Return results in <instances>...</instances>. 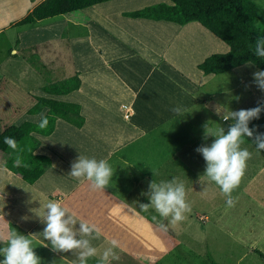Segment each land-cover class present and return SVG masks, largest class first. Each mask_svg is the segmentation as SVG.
Listing matches in <instances>:
<instances>
[{
	"label": "crops",
	"instance_id": "0c3cea01",
	"mask_svg": "<svg viewBox=\"0 0 264 264\" xmlns=\"http://www.w3.org/2000/svg\"><path fill=\"white\" fill-rule=\"evenodd\" d=\"M33 1H35V3L31 5ZM42 1L43 0H0V13H3L5 16L12 15L16 10H13L11 7L16 6L18 8L17 11H19L24 6H27L25 11L16 18V20H21L23 16ZM129 1V5H123L110 10H115V13L112 15L105 13L104 11L106 9L103 8H113L115 3L122 1L111 0L107 1L108 3L104 2L106 5L100 3L91 6L93 7L94 14L99 20L109 26L112 24V28L116 29L118 33L113 35L115 40L110 43V46H115L113 51H118L117 49L119 48L122 50H129L130 52L134 51L138 54L143 52L155 54L158 60L156 68L150 67L149 69L154 72L157 70L159 74L161 73V76H167L171 80H178L177 82H180L183 88L187 86L188 89L186 92L188 97H143L141 99L140 97H92V100L96 101V103H98L97 107L101 108L115 100L116 112L121 115L123 121L119 122L118 126L124 127L117 138L118 140H123L125 136L128 137L132 133H158L159 129L157 126L165 119L170 121L171 117L174 115L171 110L173 101L175 103L183 102L180 106L184 110H181L179 114L181 112L185 114V112H187L186 109L198 105L201 111H199L198 119L196 118V111L194 112V123H196V127L192 125V131L181 125L174 127L171 133L168 134L169 138L166 141L170 147L165 149V143V147H162V149L168 151L169 158L178 161L180 167L184 169L186 174H191L193 182H185L186 197H188L189 194L196 197L200 196L202 193L200 190H203L206 194L217 196L220 194L219 191H221V189L215 182H206L209 180V178L205 176L206 163L202 155L198 153L196 149L201 146L210 145L215 138L214 135L218 127L223 128L225 133H227V128H229V126H227V121L224 119L225 113L228 116V114L233 111L241 109L247 110L257 102L264 104V98H257L251 103L246 99V97H248L247 95L254 93L251 86L255 85L253 73L258 70L251 64L246 63L221 74L204 75L197 69V65L210 54H224L227 52L228 47L226 45L199 24L197 25L200 26L202 30L208 32L214 39L206 37L205 39L202 38L203 42L196 43L194 41L195 33L199 32L200 29L191 25L190 23L192 22L183 26H175L172 25L173 23L165 21H152L139 18L121 19L118 14L121 15L123 12H129L124 9L138 10L151 3L158 4L157 2L170 4L167 0L166 2H161L162 0ZM256 5L260 6L258 4ZM113 17L119 18L117 19L119 22L112 20ZM67 19L69 20V18ZM68 24H71V22H68ZM73 24L74 26H83L76 22ZM98 27L99 30H105L101 25H98ZM60 28L61 26L59 29ZM187 28H190V30H185ZM59 29L57 31H59ZM145 29H148V31ZM149 31L153 34L151 35ZM181 31H184L178 36L181 42H175L174 38ZM24 33L26 32H23L22 35ZM23 37L21 36V38ZM207 38H210V41L207 40ZM76 41L77 38H72L70 40L67 39V45L63 43L59 44L64 49L66 48L65 51H67L68 48L71 47L70 44ZM67 66L68 73H66L64 77H68L53 81L52 83L64 81L76 75L79 80V87L77 89L79 90L82 85L80 80L82 72L76 71L71 75L72 71H70L71 66L69 65V60L67 61ZM244 68H250L252 71L250 72V69L246 70ZM187 70L189 72V78L186 77ZM244 70L250 73L242 77L243 80H246L244 81L245 83L242 84L239 73ZM222 74H230L231 76L233 74L234 79L237 81V86L250 84L248 87L250 92H242L238 100H236L235 97L230 98V100L228 97H222V101H215V97H212L215 95L212 93V90L206 93L207 97H203L205 94L204 86L209 82L208 80L216 81L217 77ZM72 92L60 96H49L42 93L45 97L38 96L37 98H49L62 103L75 104L65 100V96ZM199 92H201L200 95L202 96L199 95L198 97L197 95ZM228 92L229 90L219 89L216 95H227ZM206 100L213 103V105L207 107V104H205ZM227 100H229L231 104H229ZM32 101L34 102V100ZM29 103L31 102L29 101ZM120 108L126 110V112L120 110ZM28 110L29 108L25 109V111L22 112L23 114L18 116V118H31V123H36L42 115L45 114L47 109L42 108L36 115H28L26 113ZM79 115L83 119L80 128H75L61 119H56L53 124V130L48 136H40L35 133L30 134L38 143L34 154L43 155L50 161L49 166L44 169L41 176L32 185L24 183L0 165V195H4V199L0 198V247L7 246L8 234L11 230H15L19 234L25 236L34 235L31 239L33 241L34 251L40 258V264H80V253L84 251V249H74L69 252L58 251L55 250L51 242L45 240L43 236L45 227L43 216L45 210L43 205L47 201L53 200L59 201L63 207L68 209L65 219L72 217L76 220L75 225H70L74 232H76L75 238L88 240L89 245L96 249V254L87 257L85 264H148L146 260L141 261L139 258L133 257L131 255L133 254L132 250H130L131 248L126 244L124 247L121 245V241H124L128 243L129 246L136 245L138 248H148L147 243H143L140 246L138 242L141 237L134 232L133 224L136 212L131 204L132 201L129 200L131 191L127 189H123V191L117 189L114 191L108 187L103 191L94 190L89 181L83 178L76 179L69 175L71 164L79 155L95 158L97 160H105L108 156L117 155V153H121L124 156L126 152L124 149H130L129 145L136 137L133 134L134 137L127 138L120 142L116 140L113 141L114 139L111 141L109 139H104L99 137L97 133L99 128L93 126L86 115L81 114L80 107ZM125 115H127V117H124ZM191 117L193 119L192 115ZM22 121L23 119L19 123ZM175 123L177 124L176 120ZM205 124L208 125V129H205ZM177 134L180 135V138H177ZM96 138H99V140L96 141ZM100 140L103 141L100 142ZM153 146L155 145H150L148 142L146 148L148 150ZM249 146L250 145L245 142L241 145L242 148H247L252 155L246 162L247 167L238 187L230 194H225L221 191L223 198H235L236 203L235 206L229 207L227 206L228 199L222 200L223 203L221 205L219 221H221V217L227 220V216L229 218L233 215L235 217L234 221L238 220V222L241 223V221L244 220L248 223L252 228L249 229L248 235H246L248 239H246L247 245L243 255L246 256V254L253 252V254H257L259 259L262 260V263H264V157ZM190 157L191 161H188ZM194 157L195 159L192 160ZM116 158L120 163H123L122 157ZM115 163L118 165L116 161ZM131 165L132 163H128L127 166ZM133 168L134 167H129L131 170H134ZM151 174V172L143 173L141 178H146L147 181V176ZM126 181L133 182L132 176ZM150 181L154 180L149 179V182ZM46 182H50V184L46 186ZM202 203L205 204L204 202ZM223 207L226 210H222ZM149 208L154 212V208L151 206ZM227 210L228 213H226ZM25 217L27 219H25ZM136 219L137 221L140 220L139 217ZM81 222L88 223L89 227L94 226L95 230L93 233L87 236L80 233L79 225ZM257 226L259 228H256ZM227 227L229 230L233 231L232 233L240 237L242 236L241 230L244 227L243 224H230L227 222ZM143 232L146 236L151 238L153 235L160 243H158V246L163 247L161 244L162 237L160 238L155 234H147L146 228ZM155 239L152 238L154 242ZM113 241L116 242L115 247H113ZM109 248H112L116 256L119 257L118 259H114L111 255L107 260L103 258L104 252ZM151 250H153V248ZM152 257L155 256L152 255ZM237 258H239V256ZM3 259L4 257L0 255V260Z\"/></svg>",
	"mask_w": 264,
	"mask_h": 264
},
{
	"label": "rangeland",
	"instance_id": "374dc122",
	"mask_svg": "<svg viewBox=\"0 0 264 264\" xmlns=\"http://www.w3.org/2000/svg\"><path fill=\"white\" fill-rule=\"evenodd\" d=\"M120 1L123 3L117 2L113 8L104 7L103 9H106L104 12L112 15L115 10H110L129 5L130 2L129 0ZM161 2H166V0ZM254 2L260 5L258 9L263 14L259 15L264 19V0H254ZM33 3L35 1L31 5ZM106 3H103V5H106ZM154 4L151 3L144 7ZM11 8L16 10L12 15L5 16L0 13V130L3 126L10 123L17 124L22 119V122H32L31 118H18L25 109L33 107L34 102L27 97H45L40 90L42 86L67 78L68 76L64 77V75L68 73L67 61L69 60L71 75L76 71L82 72L80 75L82 85L79 90L66 95L65 100L79 105L81 114L86 115L90 123L99 128L97 132L99 137L110 141L114 139L113 141L118 142L136 137L129 145L130 149H124L126 150L124 156L117 153V155H110L105 159L114 170L108 188L114 191L117 189L131 191L129 200L132 201L131 204L136 212L133 224L134 232L141 237L138 242L140 246L147 243L148 250L144 247L138 248L136 245L129 246L124 241H121V245L124 247L126 244L131 248L129 249L132 250L133 254L131 255L133 257L139 258L141 261L146 260L148 264H264L259 256L254 255L253 252L246 254V256L243 255L247 245L246 239H248L246 235H248L249 229L252 228L248 223L244 220L241 223L238 220L234 221L235 217L233 215L229 218L227 216V220L221 217V221H219L222 200L228 199V197L223 198L221 191L217 196L206 194L203 190H200L202 193L197 197L189 194L188 197H185V202L191 207V211L185 212L186 218L175 224L171 222V215L162 217L152 206L154 212L150 208L147 210L141 209V205L150 204L152 192L150 184L152 182L171 181L173 178H176L178 182H183L184 185L193 182L191 174H186L178 161L169 158L168 151L162 149V147H165V143L169 138L168 134L171 133L174 127L181 125L186 129L189 128L190 131H192V125L196 127L194 112L196 111V118L198 119L199 111H201L198 105L186 109L185 114L182 112L179 114L180 111L174 112L173 109L180 108L184 110L180 106L183 102L175 103L173 101L171 110L174 115L170 121L165 119L157 126L158 133H132L128 137L125 136L123 140H118L117 138L124 127L118 126V123L123 121L121 115L116 112L115 100L102 108L97 107L98 103L92 100V97H140V99L143 97H188L186 92L188 87L183 88L181 83L177 82L178 80H171L167 76H161V73L159 74L157 70L155 72L150 70V67L156 68L158 63L153 53L143 52L138 54L134 51L130 52L119 48L118 51H113L115 46H110V43L115 40L113 35L118 33L116 29L112 28V24L109 26L99 20L94 14L93 7L41 20L28 26L15 25L20 20H16V18L25 11L27 6L19 11H17L16 6ZM124 10L133 11L131 9ZM118 15L121 19H129L122 17L120 14ZM117 19L119 18H112V20L119 22ZM68 22H71V24H68ZM74 22L83 26H74ZM192 23L190 24L200 29L199 32L195 33L194 41L196 43L203 42L202 38L205 39L206 37L214 39L208 32L202 30L197 23ZM98 25L104 27L105 30H99ZM58 29L59 31H57ZM145 30L148 31V29ZM185 30H190V28ZM23 32L26 33L22 35ZM182 32L184 31L179 32L174 38L175 42H181L178 36ZM150 34L153 33L150 32ZM21 36L25 37L21 38ZM72 38H77V41L70 44L71 47L65 51L66 48L64 49L60 44L67 45V39ZM210 38H207V40L210 41ZM246 70L239 73L242 84L246 81L242 77L252 71V69H250V72ZM186 77L189 78L188 70ZM208 81L204 86L205 94L203 97H207L206 93L212 90V93L215 94L212 96L215 97V101H222V97H228L229 100L235 97L238 100L242 92H250L248 89L250 84L237 86L233 74L232 76L222 74L217 77L216 81ZM251 86L254 93L247 95L246 99L249 103L257 98H264V92L256 86V83ZM219 89L229 90V92L227 95H216ZM200 94L201 92L197 96L199 97ZM229 100L227 102L231 104ZM205 102L207 107L213 105L207 100ZM120 110L123 109L120 108ZM224 115L227 116L226 113ZM225 121H227V126L234 122L231 118ZM177 136V138H180L179 134ZM97 140L99 138H96ZM102 141L100 140V142ZM147 141L150 145L155 146L147 150ZM169 147L166 143L165 149ZM116 157H122L123 163H120ZM194 159L195 157L192 160ZM189 160L191 161V157ZM128 163H132V165L127 166ZM129 167H134V170L129 169ZM148 172L152 174L147 176L148 180L146 181V178L141 177L143 173ZM131 176L133 182L126 181ZM149 179L154 181L149 182ZM49 184L50 182L45 183L46 186ZM222 210L226 209L223 207ZM226 213H228V210ZM135 217H139L140 220L137 221ZM227 222L230 224H243L242 236L232 233L233 231L227 227ZM145 228L147 234H155L163 238L161 241L163 247L158 246L159 241L153 235L152 238L155 239V242L151 237L145 235L143 232ZM152 255L155 257H152ZM238 256L239 258H237Z\"/></svg>",
	"mask_w": 264,
	"mask_h": 264
},
{
	"label": "trees",
	"instance_id": "16d2710c",
	"mask_svg": "<svg viewBox=\"0 0 264 264\" xmlns=\"http://www.w3.org/2000/svg\"><path fill=\"white\" fill-rule=\"evenodd\" d=\"M111 0H43L32 8L15 25H31L37 21L62 16ZM170 4L158 3L138 10L121 13L122 17L165 21L183 26L196 22L215 38L228 47L224 54H210L198 65L204 75L221 74L243 64H251L255 69L264 71V58L255 55L256 42L264 36V19L259 7L253 0H168ZM251 61V63H249ZM79 80L76 75L57 83H48L41 92L49 96L65 95L77 90ZM34 100L33 107L26 112L36 115L46 108L43 116L48 123L41 128V118L36 123L28 121L19 124L10 123L0 130V165L21 181L32 185L49 166L50 161L43 155L34 154L37 141L30 134L48 136L53 130L56 119H61L75 128H80L83 119L76 104L62 103L49 98L28 97ZM263 103L257 102L249 109ZM234 123V122H233ZM256 127L255 135L264 136V111L258 120L249 122V128ZM5 137L16 141V148L4 143ZM245 143L257 151L253 141L247 137ZM264 157V150L258 152ZM21 158V164L15 160ZM26 165V166H25Z\"/></svg>",
	"mask_w": 264,
	"mask_h": 264
},
{
	"label": "clouds",
	"instance_id": "9594fccd",
	"mask_svg": "<svg viewBox=\"0 0 264 264\" xmlns=\"http://www.w3.org/2000/svg\"><path fill=\"white\" fill-rule=\"evenodd\" d=\"M255 55L264 58V36H261L256 42ZM251 63V61H249ZM253 79L256 86L264 92V71L253 73ZM174 112L181 111L180 108L173 109ZM264 111V104L258 105L252 109H241L233 111L225 116L224 119L231 118L232 123L227 133L223 128H217L214 140L210 145L201 146L196 149L206 163L205 176L210 181L215 182L225 194H230L238 187L243 177L247 164L251 158V153L247 148H242L244 138L247 137L253 141L257 152L264 150V136L255 135L256 127L249 128V122L258 120L260 113ZM48 123L47 117L42 115L40 127L44 128ZM208 129V125H204ZM4 143L9 147L16 148V141L12 137H5ZM17 165L21 164V158L18 156L15 160ZM26 166V165H25ZM69 175L73 178H83L91 183L94 190H105L114 175V170L107 160H97L79 155L71 164ZM151 198L150 204L141 205V209L147 210L150 206L154 207L162 217L171 215L172 223L175 224L184 220L185 212H190L191 207L186 204V189L183 182L176 178L171 181L162 180L159 183L150 184ZM4 199V195H0ZM235 198L227 200V206H235ZM45 227L43 236L45 240L51 242L53 248L62 252H69L74 249H84L80 253V264H85L87 257L94 256L96 249L89 245L86 239H76V232L70 225H75L76 220L72 217L65 219L68 209L63 207L59 201L49 200L44 205ZM25 219H27L25 217ZM95 230L94 226L89 227L88 223L81 222L79 225L80 233L85 236L90 235ZM19 234L11 230L7 238V246L0 247V255L4 257L0 264H40V258L36 255L31 237ZM116 242L113 241V247ZM118 259L112 248L104 252V259L109 256Z\"/></svg>",
	"mask_w": 264,
	"mask_h": 264
},
{
	"label": "built area",
	"instance_id": "2783aa9c",
	"mask_svg": "<svg viewBox=\"0 0 264 264\" xmlns=\"http://www.w3.org/2000/svg\"><path fill=\"white\" fill-rule=\"evenodd\" d=\"M126 112V111H125ZM125 117H127V115H125Z\"/></svg>",
	"mask_w": 264,
	"mask_h": 264
}]
</instances>
